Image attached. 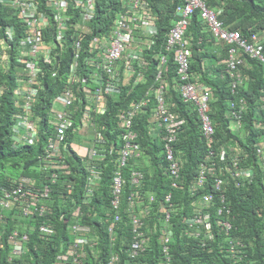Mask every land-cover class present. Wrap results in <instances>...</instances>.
I'll return each mask as SVG.
<instances>
[{
  "label": "trees",
  "instance_id": "obj_1",
  "mask_svg": "<svg viewBox=\"0 0 264 264\" xmlns=\"http://www.w3.org/2000/svg\"><path fill=\"white\" fill-rule=\"evenodd\" d=\"M206 4L219 11L218 17L228 29L239 30L244 36L257 33L261 36L264 45V0H204ZM149 10L157 18V34L153 36L154 43L149 48H144V57L148 64L143 67L144 79L128 84L120 83L121 91L118 94L107 95V110L105 113H91L92 120L96 123L97 130L103 136L101 144L94 142V147L105 148L102 159H96L101 170V178L89 204H83L85 212L82 217L86 232L96 233L93 245L84 247L80 257L85 264H108L110 253L120 254V264H165L164 245L168 248L171 264H228L235 258L227 252L225 236L215 240L195 238L186 232L190 226L188 218L197 212L201 196L213 190L219 196L221 191L214 187L213 175L205 187L194 188L202 161L210 151L219 154L225 149L230 158L240 150L239 165L254 168L255 176L239 186L229 171H215L220 176L223 191L226 195V206L231 208L232 227L231 236L240 238L245 243V249L233 264H264V165L260 163L256 154V146L260 137L264 135V66L263 63L242 51L243 64L239 66L236 75H232L225 64L228 46L223 44L219 52L215 48L216 39L208 31L196 11L192 16L186 35L191 42L192 57L190 71L195 75V80L207 85L213 93L210 102V114L214 122L215 133L211 139L205 138L200 125L197 108L192 102L185 101L178 88L176 63L173 53L168 55L165 78L169 81V90L166 95L167 103L171 110L176 112L182 123L177 133V140L173 143L175 157L179 160L181 176L171 178L166 170L168 162L163 150V130L158 129L152 116L154 107L153 97L134 118L133 129L137 132L136 141L140 145L139 155L134 154L122 168L124 184L122 189V219L116 227V239L110 241L111 224L110 200L112 197L113 174L119 164V150L124 145L117 114L124 110L132 101L140 100L146 91L154 84L155 72L159 55L168 53L166 50V36L168 30L178 17L176 6L183 0H146ZM42 5H44L42 3ZM122 7V0H96V16L91 25L94 34L101 35L112 27V19ZM8 10L0 7V23H6L5 12ZM76 19V18H74ZM16 21V18L11 19ZM53 28V27H52ZM47 32V30L45 31ZM75 32L69 29L66 43L70 44ZM221 45V43H219ZM70 46L67 45L66 53L60 62L59 75L51 77L44 65L45 74L41 75L44 89L39 93L36 102L37 112L43 115L41 130H52L48 124V109L56 94L61 93L67 76L70 56ZM16 68H19L17 66ZM50 69V68H49ZM142 71V70H141ZM0 73V82L4 78L8 89L0 97V188L8 186L11 178L24 177L29 180L28 188L35 187L42 190L43 183L50 186V197L42 200L48 206L47 219L55 229L51 238L44 239L37 232L30 233V239L25 244L24 255L17 259L19 264H57L59 256L69 250L73 237L71 228L73 211L83 202L87 187V176L90 164L73 149L75 135L78 130L81 110L84 108L83 99H77L74 126L67 134V150L63 149L61 159L68 167L59 170L57 167H47L50 163L45 158L46 134L42 133L40 140L34 144H15L11 138L12 114L17 108L13 97L11 73ZM119 76L122 77V72ZM197 76V78H196ZM121 79V78H120ZM236 81L233 87L232 82ZM95 87V85L90 84ZM242 99L246 106L242 110L240 128H236L231 116L232 104L239 105ZM91 101H89L90 103ZM263 124V129L259 127ZM78 139V138H77ZM217 154V155H218ZM52 163L54 162L53 160ZM230 161V160H228ZM140 169L144 172L142 181L135 185L131 181V171ZM54 172L56 173L53 176ZM213 185H212V184ZM191 189L194 194H191ZM31 190V188H30ZM137 191L138 197L149 205V214L145 219V230L149 237V249L138 256H129L131 226L128 213L124 211L128 205L129 196ZM171 193L167 201L166 196ZM219 193V194H218ZM154 199L150 201V195ZM41 196V193H38ZM216 196L210 210L221 206ZM222 201V200H221ZM224 204L225 202L222 201ZM170 207L172 230L168 243L162 242V217L164 208ZM112 212V211H111ZM11 222H13L11 220ZM8 225L4 237L7 238L12 228ZM23 225V224H20ZM191 227V226H190ZM93 236V235H92ZM60 241V242H59ZM7 244V243H6ZM95 245V247H94ZM95 250H94V249ZM124 250V251H123ZM3 253V254H2ZM2 264H6L7 251L3 250ZM0 254V256H1Z\"/></svg>",
  "mask_w": 264,
  "mask_h": 264
},
{
  "label": "built area",
  "instance_id": "obj_2",
  "mask_svg": "<svg viewBox=\"0 0 264 264\" xmlns=\"http://www.w3.org/2000/svg\"><path fill=\"white\" fill-rule=\"evenodd\" d=\"M0 7L8 9L3 17L8 21L4 24L0 23V73L12 71L11 91H13L17 108L12 114L10 136L15 144L21 142L31 144L39 139L43 115L37 112L36 98L38 93L44 89L40 76L46 72L44 65L49 67L51 64L47 71L51 77H57L66 47L70 46L68 52L70 61L65 84L61 93L53 98L52 105L48 109L47 120L52 130H43L47 138L45 158L50 162L44 165L54 166L59 170L66 169L68 165L61 159L54 160V157L62 158L63 149L67 150V134L75 122V102L81 98L84 102V108L79 116L80 126L91 125L96 128L91 113L106 112L107 95L118 94L121 91V81L128 84L131 79L134 83L144 79L143 67L148 64L144 57V48H149L154 43L153 36L157 34V18L149 10L146 0H122V7L116 11L110 30L101 35L92 36L91 23L96 16V0H0ZM176 11L178 17L168 30L166 49L173 50L181 96L197 108L201 131L205 138L211 139L215 133L214 122L210 115L212 90L195 80L194 75L189 71L191 50L186 30L192 16L198 11L210 33L217 40L230 45L226 64L232 75L237 74L239 66L243 63L242 51L249 53L251 57L264 64V45L257 33H252L247 37L239 30L226 28L218 17V11L208 7L204 0H183L176 6ZM13 18H16V21H11ZM69 29L75 33L72 35L70 44H67ZM166 62L167 56L160 54L154 85L146 91L144 98L132 101L117 114L124 145L119 150V164L113 174L112 197L108 214L111 218L108 228L111 232V243H114L117 238L116 227L122 219L124 184L122 168L134 154L137 156L140 154V145L136 141L137 132L133 129V118L151 102V97L154 101L152 116L157 127L163 130L162 139L168 171L173 177L179 176L180 166L175 158L173 143L177 140L182 119L170 109L166 100L170 86L165 78ZM17 66L19 68H16ZM120 72H122V77L119 76ZM90 84L95 87L93 88ZM232 85L236 86V81H233ZM7 89V82L3 78L0 82V97ZM232 106L231 115L238 128L241 125V111L244 105L241 100L239 106L234 104ZM92 136L91 145L83 153L86 161L90 163L87 165L89 173L85 198L73 211V222L68 226L71 228L73 237L69 250L59 256L57 264H85V260L80 255L84 247L87 244L91 247L97 237L96 233L90 234L85 231L82 221L85 212L81 208L83 204L91 202L101 178V170L97 162L93 161L102 159L105 154L104 146H101L100 150L94 147V142L98 144L104 142L102 134L95 130ZM256 152L258 159L264 165V142L259 143ZM208 154L206 160L215 158L213 151ZM239 154L240 150L237 149L236 154L230 159L228 170L230 169L232 174L239 178L237 184L241 185L252 180L254 170L252 167L239 165ZM218 157L224 160L226 151L222 150ZM211 163L214 164V162ZM212 165L204 163L201 165L200 174L196 179L197 185L201 186L204 183L205 172L214 171ZM55 174L54 172L53 176ZM143 178L144 172L140 169L131 171L133 184L138 185ZM222 182L224 181L221 177H215L216 188L221 189ZM28 186L29 180L20 177L11 178L7 187L0 188V254L3 250L7 251L6 264H19L17 259L24 255L26 251L24 247L30 239V233L36 231L44 239L51 238L55 233L54 227L47 219L48 206L42 203L43 199L50 197V186L43 183L42 190L34 186H30V190ZM38 193H41V196ZM170 197L171 193L166 196V200L168 201ZM212 198L213 195L210 193L205 195L202 204L197 208L198 213L187 219L191 226L186 229L189 235L202 239L214 236L211 231V214L208 207ZM153 199L154 195L151 194L150 201ZM170 207L163 209L162 219L165 225L162 227L161 238L164 243L170 241L172 234ZM149 208L147 203L140 200L137 191L129 196L128 205L124 209L128 213L131 226L132 239L128 245L129 248L125 249L129 256H138L149 249V237L144 226ZM222 212L223 209L220 208L218 213ZM10 222L12 228L5 238L3 235ZM222 224L226 231L231 227L227 220H224ZM163 249L166 256L165 264H171L167 246L164 245ZM241 249L240 241L230 240L227 252L232 256L241 257ZM2 254L0 264H2ZM120 263V254L114 251L110 253L108 264Z\"/></svg>",
  "mask_w": 264,
  "mask_h": 264
},
{
  "label": "clouds",
  "instance_id": "obj_3",
  "mask_svg": "<svg viewBox=\"0 0 264 264\" xmlns=\"http://www.w3.org/2000/svg\"><path fill=\"white\" fill-rule=\"evenodd\" d=\"M207 5V4H206ZM208 6V5H207ZM209 7V6H208ZM211 8V7H210ZM213 9V8H212ZM216 10V9H215ZM217 11V10H216ZM218 14H219V11H218ZM199 17H200V15H199ZM200 19H201V17H200ZM220 19V18H219ZM202 20V19H201ZM203 21V20H202ZM223 22V21H222ZM203 23H204V21H203ZM205 24V23H204ZM205 26H206V28L208 29V26L205 24ZM208 31H209V29H208ZM210 32V31H209ZM187 36V35H186ZM260 36V35H259ZM261 37V36H260ZM216 39V38H215ZM191 39H189V41H190ZM216 42H218V43H221V45H223V44H225V45H227L228 46V48L230 47V45H228V44H226V43H224V42H222V41H219V40H217L216 39ZM167 51H168V53H161V54H165L166 56H167V62H168V55L170 54V53H173V50H169V49H166ZM190 50H191V42H190ZM191 57H192V50H191V56H190V61H191ZM241 57H242V55H241ZM173 58H174V55H173ZM228 58V49H227V57H226V59ZM226 59H225V64H226ZM242 60H243V58H242ZM175 61V60H174ZM166 62V63H167ZM243 64V63H242ZM241 66V65H240ZM263 66H264V64H263ZM226 67H227V64H226ZM165 68H167L166 67V65H165ZM189 71H190V64H189ZM231 73V72H230ZM193 74V73H192ZM194 75V74H193ZM194 79H195V75H194V77H193ZM196 78H197V76H196ZM154 79H155V77H154ZM201 83V82H200ZM154 85V84H153ZM152 85V86H153ZM151 86V87H152ZM213 94V93H212ZM38 97H39V93H38V95H37V98H36V102H37V100H38ZM241 100L242 99H240V104H241ZM239 104V105H240ZM242 104L244 105V107H243V109L242 110H245V106H246V104H245V102L242 100ZM52 105V104H51ZM51 105H50V107H51ZM239 105H236V106H239ZM37 106V105H36ZM50 107H49V109H50ZM264 107V105H262V108ZM210 110H211V106H210ZM48 112V111H47ZM211 115V114H210ZM232 116V115H231ZM233 117V116H232ZM234 119V118H233ZM241 119H242V111H241ZM155 122V121H154ZM234 122H235V119H234ZM233 122V123H234ZM156 123V122H155ZM263 124H259V127L260 128H262L263 129V126H262ZM74 126V125H73ZM79 128H78V130L75 132L76 134V136H77V138L75 139V141H74V145H72V147L73 146H76V149L73 147V149L78 153V155H80L82 158H84V155L85 154H83V153H81L80 151H81V148H82V145L84 144V145H86V148L85 149H87L90 145H91V143H92V138H93V133H94V128L95 127H93V126H91V125H84V126H80V124L78 123V125H77ZM89 127H92V130L90 131V132H88V128ZM238 128H240V127H238ZM237 128V129H238ZM158 129H160V128H158ZM85 130V131H84ZM43 133V130H41V134ZM41 134H40V136H39V139H40V137H41ZM38 139V140H39ZM47 139V138H46ZM37 140V141H38ZM37 141H35L34 143H36ZM260 142H264V135L262 136V137H260V139H259V142L257 143V146H256V151H257V148H258V146H259V143ZM34 143H31V144H34ZM46 143H47V141H46ZM20 144H29V143H23V142H21ZM30 144V145H31ZM163 150H164V142H163ZM222 150H225V149H222ZM221 150V151H222ZM175 153V152H174ZM240 153H241V151H240ZM218 154V153H217ZM217 154H215V158L214 159H212V160H206L207 159V156L205 157V159L202 161V164L204 163V164H207V165H212V163L211 162H214V164L212 165V167H214V171H212V172H205V181H204V183L200 186V185H197L196 184V180H195V182H194V184L192 185L194 188H201V187H205L206 185H207V183L209 182V180H210V178H211V174L213 175V177H212V180L213 181H215V177L216 176H218V175H216V173H215V171H217L219 168H220V170H226V171H229L231 174V176L232 177H234V179L233 180H235V182H237V180L239 179V178H237V177H235V175H233L232 174V171L229 169L228 170V168H229V164H230V161H228V160H230L231 159V157L233 156H231L230 158H228L227 157V153H226V158L224 159V160H220L219 159V154L217 155ZM256 154H257V152H256ZM165 155V154H164ZM258 156V155H257ZM176 158V157H175ZM165 159H166V156H165ZM177 159V158H176ZM167 161V160H166ZM178 162H179V160H177ZM261 163V162H260ZM201 164V165H202ZM262 164V163H261ZM263 165V164H262ZM179 166H180V163H179ZM202 167V166H201ZM245 167H249V166H245ZM166 170H167V172H168V174L170 175V173H169V171H168V164H167V166H166ZM253 170H254V168H253ZM200 171H201V168H200V170H199V174H200ZM198 174V175H199ZM171 176V175H170ZM179 176H181V167H180V169H179ZM178 176V177H179ZM254 176H255V170H254V175H253V178H254ZM178 177H173V176H171V178L173 179V178H178ZM218 177H220V176H218ZM197 179V178H196ZM212 184V183H211ZM213 185V184H212ZM237 186H239L238 184H236ZM224 186V185H223ZM223 186H222V188L221 189H219L220 191H221V194H219V196H217L215 193H214V191L213 190H210V191H208V192H206V193H204L202 196H201V198H199V200H200V205L202 204V202H203V200H204V196L205 195H207V194H212L213 195V198H212V200H211V202H210V204H209V212H210V214H211V218H210V220H211V224H212V228H211V231H212V233H213V237L212 238H205V239H208V240H215V238H217V237H223V236H225V239L227 240V248H228V245L230 244V240H234V241H240L241 242V244H242V251L245 249V243L240 239V238H238V237H233V236H231V238H229V230L231 231V227H232V220H231V208H229V207H227L226 206V193H225V191H223ZM214 187H215V185H214ZM191 194L193 195L195 192H194V190L193 189H191ZM222 195V196H221ZM216 196L218 197V201H220V204H222L221 206H216V208H215V210H210L211 209V205H212V203L214 202V200H215V198H216ZM224 201L225 202V204L222 202V201ZM197 208H199V206L197 207ZM220 208H222L223 209V212L222 213H218V210L220 209ZM224 220H227L229 223H230V225H231V227L229 228V230L228 231H226L225 229H224V225L222 224V222L224 221ZM199 229H197V231H198ZM195 238H197V237H195ZM199 238V237H198ZM199 239H202V238H199ZM205 239H202L204 242H205ZM230 254V253H229ZM232 256V255H231ZM232 257H234L235 258V260L234 261H230L228 264H233L235 261H236V259L238 258V256H232Z\"/></svg>",
  "mask_w": 264,
  "mask_h": 264
},
{
  "label": "rangeland",
  "instance_id": "obj_4",
  "mask_svg": "<svg viewBox=\"0 0 264 264\" xmlns=\"http://www.w3.org/2000/svg\"><path fill=\"white\" fill-rule=\"evenodd\" d=\"M91 130H92V127H89V128H88V132H90ZM84 131H85V130H84ZM73 147L76 149V146H73ZM85 148H86V145L83 144L80 152H81V153H85V151H86Z\"/></svg>",
  "mask_w": 264,
  "mask_h": 264
},
{
  "label": "crops",
  "instance_id": "obj_5",
  "mask_svg": "<svg viewBox=\"0 0 264 264\" xmlns=\"http://www.w3.org/2000/svg\"><path fill=\"white\" fill-rule=\"evenodd\" d=\"M221 46H222V45H220L218 42L215 43V48L218 50V52H219V49H220V54H221V49H222Z\"/></svg>",
  "mask_w": 264,
  "mask_h": 264
},
{
  "label": "bare ground",
  "instance_id": "obj_6",
  "mask_svg": "<svg viewBox=\"0 0 264 264\" xmlns=\"http://www.w3.org/2000/svg\"><path fill=\"white\" fill-rule=\"evenodd\" d=\"M191 72V71H190ZM192 73V72H191ZM40 140V139H39ZM60 242V241H59Z\"/></svg>",
  "mask_w": 264,
  "mask_h": 264
}]
</instances>
